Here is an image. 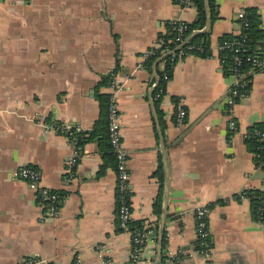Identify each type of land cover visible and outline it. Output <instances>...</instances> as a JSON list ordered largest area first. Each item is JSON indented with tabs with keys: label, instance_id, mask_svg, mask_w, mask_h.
Listing matches in <instances>:
<instances>
[{
	"label": "crops",
	"instance_id": "obj_1",
	"mask_svg": "<svg viewBox=\"0 0 264 264\" xmlns=\"http://www.w3.org/2000/svg\"><path fill=\"white\" fill-rule=\"evenodd\" d=\"M211 6L204 1L205 26L194 31L210 19V56L179 54L161 95L153 96L163 57L181 48L156 59L151 70L142 55L160 47L173 23H193L196 7L182 8L178 0H0V264L127 263L132 247L130 234L118 231L115 166L103 167L97 142L88 141L77 150L73 176L65 172L73 150L67 133L92 132L95 90L112 73L120 85L131 220L155 229L158 221L156 241L139 264H161L163 237L165 264H264V222L252 217L247 198L236 199L264 190V165L245 139L264 123V68L234 107L230 132L223 100L234 79L219 53L223 38L242 32L239 12L254 9L264 30V0H211ZM177 100L187 112L181 126ZM24 166L62 196L56 217H46L49 205L10 178ZM200 206L209 208L211 248L200 242L197 248Z\"/></svg>",
	"mask_w": 264,
	"mask_h": 264
},
{
	"label": "built area",
	"instance_id": "obj_2",
	"mask_svg": "<svg viewBox=\"0 0 264 264\" xmlns=\"http://www.w3.org/2000/svg\"><path fill=\"white\" fill-rule=\"evenodd\" d=\"M178 5L182 8L194 7L193 0H178ZM239 25L242 30L248 29L250 24L247 19V13L245 11L239 12L237 15ZM173 31L175 32V43L178 47L183 48L187 51L192 50V46H188V40L185 38V32L187 30V24L183 22L173 23ZM237 37L239 39L224 40L219 43V52H230L231 55L227 60L230 62L228 72L234 79L232 86L228 89L226 96L224 97V111L226 116L229 118L228 129L230 132L236 130V124L232 118L233 109L242 100L246 99L250 92V81L253 74L261 71L264 68V46L252 48L247 44L246 36L241 32ZM156 47L148 49L142 55V60L145 61L154 54ZM173 54V53H172ZM184 55V52H180ZM222 65L225 64V57H220ZM167 80V77H164ZM110 97H109V143L115 156V172H116V194H117V207L116 217L118 226L120 229L130 234L131 240V252L129 259L126 264H139L143 249L148 244H154L156 241V229L153 226L144 225L142 229L135 228L134 230L128 229V224L131 221V206H130V175L126 169L127 153L124 149L122 136L120 132V125L118 122V107H117V93L120 90V85L113 79L110 86ZM162 89L159 90L157 96H160ZM175 108V123L181 126L185 123L187 116L184 103L181 100L174 102ZM69 128H62L63 131H68ZM70 131V130H69ZM67 133V138L70 146L72 147V155L67 159L66 173L73 176L74 167L77 164L78 158V146L77 140L73 136V132ZM246 140L254 139L260 142L261 145L257 147V151L260 153L255 156H262L264 159V131L262 130H249L246 133ZM264 165V164H260ZM9 176L11 179L16 181L24 182L28 188L34 191L40 202L49 205V209L45 213L46 217H56L62 205V196L56 192L51 191L41 184V176L37 169L24 166L10 171ZM241 199H245L243 194H240ZM248 199V198H247ZM196 215V231L198 242L201 246H206V239L209 237L208 228V217L209 208L207 206L197 207L195 210ZM101 259V257H100ZM21 264H37L36 261L25 259ZM169 264H175L174 259L169 261Z\"/></svg>",
	"mask_w": 264,
	"mask_h": 264
},
{
	"label": "trees",
	"instance_id": "obj_3",
	"mask_svg": "<svg viewBox=\"0 0 264 264\" xmlns=\"http://www.w3.org/2000/svg\"><path fill=\"white\" fill-rule=\"evenodd\" d=\"M194 1V7H196L197 10V17L196 20L191 23L187 24V30L185 32V38L188 40V46H192V50H185L183 48L179 49L178 51L176 48L178 47L177 44L175 43V32L173 31V25L172 24L169 27V31L167 35L161 36L160 41L161 45L159 48L155 49L154 54L146 59L144 61V66L149 68L151 70V67L153 63L155 62L156 59L161 57L165 53H170L174 50L175 53L173 54H167L166 56L163 57L162 61L160 64H163V67L161 70H157V76H158V83L156 86V89L153 93V96L161 90L164 85L166 84V81L171 78L172 75V70H173V65L174 62L177 58V56L180 54V52H184V55H195L199 57H209L210 56V46H209V35L208 32L196 34L192 37H190L194 31L196 30H201L205 26L206 22V13H205V7H204V1L205 0H193ZM208 5L209 8L212 10L211 6V0H208ZM247 13V19L250 24L248 29L242 30V33L246 36L247 38V44L251 46L252 48H257L262 45L264 42V30L259 27V16L256 14V11L254 9H248L246 10ZM240 37H226L223 38L220 42L224 40H233V39H239ZM240 40V39H239ZM220 57L224 58L225 57V64L223 65L224 69L228 72V69L230 67V62L227 60L226 55L228 58L230 57L231 53L230 52H219ZM114 77V74H109L107 76H104L100 83L98 84L96 90H95V98L96 101L98 102V107H99V115L98 119L95 122V125L92 129L91 133H82V132H73V136L77 140V146L78 150H81L83 145L88 142V141H96L98 144L99 151L102 155L104 166L103 167H114L115 166V156L112 151L111 145L109 143V131H108V126H109V116H108V109H109V97H110V92L108 90L112 79ZM164 77H167V80H164ZM108 90V91H107ZM262 130L264 131V123L263 124H258L255 125L254 128L251 130ZM248 149L253 152L256 155L260 154L257 151V147L261 145L260 142L255 141L254 139L246 140ZM260 157H256V163L257 164H264V159ZM161 168V167H160ZM159 180L162 183V173H159ZM245 197L248 198L251 206V212H252V217L259 222H264V190L262 189H250V190H245L241 192ZM239 196V195H238ZM236 197L237 200H239L240 197ZM161 206H162V201L161 197L156 200V203L154 205V210L159 218V215L161 213ZM213 204L208 205L209 208H211ZM158 222V221H157ZM156 222V231H157V224ZM143 221H133L131 220L128 224V229L134 230L135 228H138L139 230L143 228ZM123 229H120L118 227V231H122ZM197 248H199V242L197 243ZM206 246L208 248L212 247V242L210 237L206 239ZM166 247V240L163 237L161 241V252H160V259H161V264H165V253H164V248Z\"/></svg>",
	"mask_w": 264,
	"mask_h": 264
},
{
	"label": "water",
	"instance_id": "obj_4",
	"mask_svg": "<svg viewBox=\"0 0 264 264\" xmlns=\"http://www.w3.org/2000/svg\"><path fill=\"white\" fill-rule=\"evenodd\" d=\"M209 27H210V19H208V21H207V25H206V27L202 30V31H199V32H193V34L190 36V37H192V36H194V35H196V34H200V33H204V32H207V30L209 29ZM156 65V64H155ZM163 218L161 219V221H160V226H161V234H162V232H163V229H164V221H165V214H163V216H162ZM43 264V263H42Z\"/></svg>",
	"mask_w": 264,
	"mask_h": 264
}]
</instances>
